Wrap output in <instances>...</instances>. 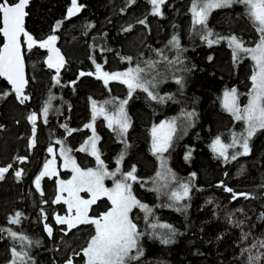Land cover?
Here are the masks:
<instances>
[{
	"label": "trees",
	"instance_id": "1",
	"mask_svg": "<svg viewBox=\"0 0 264 264\" xmlns=\"http://www.w3.org/2000/svg\"><path fill=\"white\" fill-rule=\"evenodd\" d=\"M191 3L166 0L162 15L154 16L149 0H78L81 10L70 19L66 16L71 0L30 3L25 29L38 41L57 36L65 63L57 84L53 79L55 69L45 63L47 51L38 47L28 51L23 46L28 74L25 94L29 96L24 104L0 77V167L12 165L0 180V228L11 229L31 241L27 247L26 241L13 240L6 231L0 232V264H10L13 247L18 251L24 247L32 264H67L69 258L73 264H85L82 249L94 234V226L80 225L65 235L64 225L57 226L55 219L67 213L63 202H53L58 178L41 179L43 195L35 187V178L49 157L48 148L60 146L57 140L72 149L81 167H93L95 157L79 151L85 138H93V130L107 168L114 169L122 153L121 172L135 166L138 180L133 194L152 209L149 222L169 224L175 230L172 242L164 244L160 236L167 230L157 229L153 235L145 223V213L133 209L134 222L145 233L140 240L144 254L133 264H249L250 255L261 256L258 264H264V248L259 247L264 241V130L251 138L250 154L246 156L225 161L211 150L217 137L228 143L233 133H244L245 127L223 108L222 100L224 92L232 88L247 94L254 64L243 53L244 58L234 62L225 40L209 46L202 39L201 26L192 23ZM207 28L214 33L213 39L234 35L245 46L259 37L241 4L213 10ZM173 36L179 39L181 52L170 44ZM158 53L168 60L180 56L181 63L169 64ZM94 60L110 73L144 68L147 79L159 81L154 91L173 99L158 103L139 89L129 98L125 84L105 86L95 75L80 77L81 72L95 73ZM149 62L154 67L148 68ZM177 78L182 79V88L175 83ZM124 99L128 100L125 110L130 127L121 137L101 117L93 121L92 103ZM46 105L47 122L42 114ZM33 112L38 119L31 149L32 124L27 117ZM187 112L195 116L185 120L183 114ZM173 119L177 130L164 157L175 180L169 179L168 187H164V180L157 182L161 168L153 155L151 130ZM235 149L229 156L242 151ZM19 157L27 160L20 163ZM16 170H23L19 179ZM66 175L67 171H60L61 178ZM179 183H189L190 190L187 198L175 203L168 193ZM233 193H246L248 198L234 199ZM109 208L110 202L103 198L91 207L89 215L99 216ZM16 212L22 214L21 222L10 224L9 218ZM46 224L55 227L52 238L45 232Z\"/></svg>",
	"mask_w": 264,
	"mask_h": 264
},
{
	"label": "snow or ice",
	"instance_id": "2",
	"mask_svg": "<svg viewBox=\"0 0 264 264\" xmlns=\"http://www.w3.org/2000/svg\"><path fill=\"white\" fill-rule=\"evenodd\" d=\"M134 2V0H133ZM151 5V14L154 16L162 15V6L166 0H149ZM29 0H0V39H2V46H0V77H3L11 85L12 92L15 93L16 99L24 104L29 100V96L25 94L24 88L27 84L24 72V54L23 46H26L28 51L34 47L45 49L48 53L45 63L49 69H55L56 75L53 77L57 84L60 83L59 73L63 67L65 60L58 48L55 47L57 36L49 35L47 38L38 41L25 29V17L28 15L26 8ZM234 4H241L245 6L246 15L252 22L257 33H259V41L254 47L245 46L243 40L236 36L217 37L213 39L214 33L207 28V20L211 12L215 9L232 7ZM81 5L78 0H71V6L67 10L66 19H70L81 10ZM192 15V23L194 26H201L202 39L212 46L225 40L232 49L233 61H239L245 57L251 59L254 64V70L250 77L251 91L248 94V101L243 108L240 106L239 96L237 90L232 88L226 90L223 94L222 106L229 112L237 121H243L245 125L244 133L237 135L232 134L230 143H223L220 137H217L211 144V150L218 158H223L225 161L235 160L237 155L250 154V140L259 130H264V0H192L190 7ZM144 24L145 21H140ZM60 22L57 23L56 28H59ZM55 30V29H54ZM126 31L130 29H125ZM172 47L178 52H181L180 41L176 36H173L170 41ZM163 57L162 53H158ZM130 59V58H128ZM169 64L176 65L181 63L180 56L175 60H168L163 57ZM96 64L95 73L81 72L80 75H95L97 79L102 80L105 86L110 81H118L125 84L128 88V97L131 98L132 93L137 89L147 94L148 98L158 103H165L167 100L173 99L171 96H161L154 89L158 86L159 81L155 78L149 80L144 75L145 69L139 66L129 68L124 72H108L102 69V66ZM154 67L152 62L148 63V68ZM177 85L183 87L181 78L175 80ZM8 93L3 94L6 96ZM2 98V96H0ZM106 103L114 104V107L109 111L104 105H97L95 101L92 103L93 120L96 118L97 112L102 113L104 119L108 122V127L117 132L123 137L130 127V120L125 110L128 103L127 99L118 102L108 101ZM44 121L47 122L49 114V107L46 105L43 108ZM185 120H191L194 112L184 113ZM32 124V139L30 140V147L35 146L36 136V121L38 116L35 112L27 117ZM87 127L91 128L92 125ZM177 130V121L166 120L161 122L158 126H153L152 134V150L153 155H156L160 161L161 171L157 172V182L164 180V187H168V181L175 180L174 174H171V169L167 168V161L164 153L171 147L173 135ZM61 144L60 140L56 141ZM239 147L242 149L239 153H233L229 156V149ZM70 148H61L60 154L64 160V167L70 169L72 177L69 180H60L58 182V194L55 197L54 203L63 201L67 205L69 215L55 217L56 222L61 225H66L70 231L79 225H93L94 234L91 235L86 247L82 249V255L85 258V264H133L139 261L143 256V248L140 240L145 234L138 228L134 222L132 215L133 209H140L145 213V223L153 230L152 234H156L157 229H166L160 236L162 243L168 244L172 242V237L175 235V230L169 224H159L149 222V217L153 215L152 209L148 205L141 203L136 198L132 191V183L137 182L138 177L135 175L136 168L133 166L130 171L121 172L120 164L124 159L123 153L117 159V167L115 171H109L101 159V156L96 147V137L93 130V138L86 141L85 145L80 147L79 151L89 152L95 157V168H81L75 159L69 153ZM50 154L54 153L52 147L48 148ZM188 158L187 156L185 157ZM20 163H24L27 157H19ZM52 161L44 164V171H42L35 178V187L37 191H41V179L45 176L55 175V169L51 168ZM12 169L9 164L0 167V180L5 178V174ZM23 170H16L15 176L19 179ZM117 174L121 178L116 179ZM195 178V173L192 174ZM112 179L114 181L113 187L105 186V179ZM190 190L189 183H179L178 188L171 190L168 195L175 203L188 197ZM225 191L232 192L231 188H225ZM85 192L90 195L89 199L81 197L80 193ZM67 193L66 196L63 194ZM242 195L248 198V194L233 193V198ZM106 198L110 202L111 207L104 211L101 215L92 217L89 215L91 207L97 204L101 199ZM22 214L16 212L14 217L9 218L10 224H19L21 222ZM45 230L49 236L52 235V229L47 224ZM7 232L9 237L13 240L26 241L27 247L31 246V241L26 236L18 235L11 229L0 228V232ZM252 247H256L253 245ZM259 247L264 248V241L259 242ZM12 260L10 264H32V259L29 252L24 250H17L15 247L11 249ZM264 255V254H261ZM249 264H258L261 256H249ZM67 264H73L72 259L69 258Z\"/></svg>",
	"mask_w": 264,
	"mask_h": 264
},
{
	"label": "rangeland",
	"instance_id": "3",
	"mask_svg": "<svg viewBox=\"0 0 264 264\" xmlns=\"http://www.w3.org/2000/svg\"><path fill=\"white\" fill-rule=\"evenodd\" d=\"M210 16V15H209ZM209 18V17H208ZM259 34V33H258ZM258 37V36H257ZM258 41H259V37L256 39V40H254V43H252L251 45H249L248 47H254L255 46V44L256 43H258ZM105 71V70H104ZM110 83H119V84H122V83H120V82H118V81H110L108 84H110ZM251 87H252V84H250V88H249V90L247 91V94H246V92H244L245 90H240V89H236L237 90V93H238V96H239V102H240V106L243 108L244 106H246V104H247V101H248V94H249V92L251 91ZM242 93V94H241ZM100 105H104L109 111H111L113 108L112 107H110L107 103H105V104H100ZM113 106H114V104H112ZM102 118V119H104V116H103V114L102 113H99V112H97V114H96V118L97 119H99V118ZM94 121V120H93ZM237 121V120H236ZM104 122H105V124L108 126V122L104 119ZM238 122H240L244 127H245V125H244V122L243 121H238ZM159 125V124H158ZM158 125H156V126H158ZM245 130V129H244ZM239 135V134H238ZM90 137H88L87 139L85 138L84 139V145H85V142L86 141H90ZM232 139V135H231V137H230V139L229 140H227V141H230ZM231 142V141H230ZM230 142H228V143H230ZM151 144H152V134H151ZM62 144H60V146H58L57 147V149H54V153H52V154H50L49 152V157H48V159L46 160V162L45 163H47V162H49V161H52V164H51V168L52 169H55V172H56V174L55 175H52V176H48V177H57L58 179H57V182H59L60 180H69V179H71V177H72V173H71V171H70V169H66L65 167H64V160H63V158L61 157V154H60V150H61V148L63 147V148H68V147H66L65 145H63V146H61ZM235 149V148H234ZM234 149H229V151H232L233 150V152L234 151H236V149L234 150ZM153 151V150H152ZM86 153H88L89 154V152H86ZM69 155H71L72 157H73V159H75V157L73 156V154H72V152H70L69 153ZM94 157V156H93ZM76 160V159H75ZM76 162H77V160H76ZM77 164L79 165V163L77 162ZM80 166V165H79ZM81 167V166H80ZM96 167V164L93 166V167H89V168H95ZM117 167V166H116ZM116 167L114 168V169H109V168H107L109 171H115V169H116ZM81 168H83V167H81ZM84 169H87V168H84ZM42 171H44V166H43V169H42ZM60 171H67V175H66V178H61L60 177ZM121 178V176H120V174H117V176H116V179H120ZM104 183H105V186L106 187H109V188H111V187H113V185H114V181L112 180V179H108V178H106L105 179V181H104ZM135 183V182H134ZM134 183H132V191H133V186H134ZM64 196H66L67 195V193H64L63 194ZM80 195H81V197L82 198H84V199H89L90 198V195L88 194V193H85V192H82V193H80ZM61 202H63V201H61ZM110 207H111V205H110ZM65 211L67 212H65L66 213V215L68 214L69 215V213H68V210H67V205H65ZM80 226V225H79ZM64 228H65V230L64 231H66L64 234H67V232H69V230L67 229V226L66 225H64ZM74 229V228H73Z\"/></svg>",
	"mask_w": 264,
	"mask_h": 264
},
{
	"label": "water",
	"instance_id": "4",
	"mask_svg": "<svg viewBox=\"0 0 264 264\" xmlns=\"http://www.w3.org/2000/svg\"><path fill=\"white\" fill-rule=\"evenodd\" d=\"M33 0H29V4H28V6H27V8H26V11H27V9H28V7H29V5H30V3L32 2ZM74 17V16H73ZM25 21H26V17H25ZM25 26V25H24ZM55 47L56 48H58L59 49V51H60V53H61V55H62V51H61V48L58 46V42L56 41V45H55ZM23 54H24V51H23ZM47 55H48V53H47ZM24 65H25V67H24V72H25V79L27 80V84H26V86H25V88H24V92H26V90H27V87H28V74H27V64H26V59H25V55H24ZM80 77H82L81 75H80ZM2 79H4L3 77H1ZM5 80V79H4ZM7 81V80H6ZM8 83V82H7ZM9 84V83H8ZM10 85V84H9ZM10 87H11V85H10ZM11 90H12V88H11ZM14 93V92H13ZM14 95H15V93H14ZM15 98H16V96H15ZM33 147H31V149H32ZM237 198H244V196H242V195H238L236 198H234V199H237ZM50 227V226H49ZM52 229V228H51ZM45 232H46V234H47V236L49 237V238H52V236H53V229H52V235L51 236H49V234H48V232L45 230Z\"/></svg>",
	"mask_w": 264,
	"mask_h": 264
},
{
	"label": "flooded vegetation",
	"instance_id": "5",
	"mask_svg": "<svg viewBox=\"0 0 264 264\" xmlns=\"http://www.w3.org/2000/svg\"><path fill=\"white\" fill-rule=\"evenodd\" d=\"M56 224H57V226H61V224H58L57 222H56ZM50 226V225H49ZM52 229H53V233H54V231H55V227H52V226H50ZM62 232V231H61ZM63 233H65V231H63ZM66 235V234H65Z\"/></svg>",
	"mask_w": 264,
	"mask_h": 264
}]
</instances>
